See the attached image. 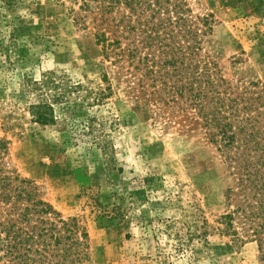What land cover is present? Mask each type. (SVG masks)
Masks as SVG:
<instances>
[{
  "label": "rangeland",
  "instance_id": "rangeland-1",
  "mask_svg": "<svg viewBox=\"0 0 264 264\" xmlns=\"http://www.w3.org/2000/svg\"><path fill=\"white\" fill-rule=\"evenodd\" d=\"M188 1L225 76L264 93V0ZM78 7L0 0V174L77 220L86 264H264L257 241L218 229L234 178L187 94L105 58ZM40 103L54 122L35 121Z\"/></svg>",
  "mask_w": 264,
  "mask_h": 264
},
{
  "label": "trees",
  "instance_id": "trees-1",
  "mask_svg": "<svg viewBox=\"0 0 264 264\" xmlns=\"http://www.w3.org/2000/svg\"><path fill=\"white\" fill-rule=\"evenodd\" d=\"M78 3L75 20L91 29L105 58L133 66L141 80L152 81L151 87L187 94L234 178L228 191L235 209L221 215L218 229L234 241H257L264 260V93L254 82L225 76L206 48L209 16L194 14L188 0ZM35 109L36 122H54L51 105L40 103ZM18 177L0 174L2 263L89 262L88 233L75 218H63L33 182Z\"/></svg>",
  "mask_w": 264,
  "mask_h": 264
}]
</instances>
